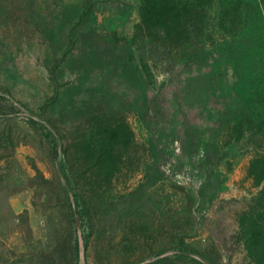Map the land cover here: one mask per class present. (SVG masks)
<instances>
[{
  "label": "rangeland",
  "instance_id": "obj_1",
  "mask_svg": "<svg viewBox=\"0 0 264 264\" xmlns=\"http://www.w3.org/2000/svg\"><path fill=\"white\" fill-rule=\"evenodd\" d=\"M0 264H264V0H0Z\"/></svg>",
  "mask_w": 264,
  "mask_h": 264
},
{
  "label": "trees",
  "instance_id": "obj_2",
  "mask_svg": "<svg viewBox=\"0 0 264 264\" xmlns=\"http://www.w3.org/2000/svg\"><path fill=\"white\" fill-rule=\"evenodd\" d=\"M173 8L174 7H169V8H167V9H164V10H160V9H156V7L155 6H153V5H151L150 6V9L149 8H147L146 10H145V13L143 12V10H142V16H141V19H142V21L143 22H145V23H147V24H156V21L158 20V19H160L161 20V18L162 19H166L167 21H169L170 22V20L172 19L171 17V15H170V11L171 10H173ZM144 9V8H143ZM175 14V15H174ZM173 14V17L174 18H178L179 17V13H177V12H175ZM167 15V16H166Z\"/></svg>",
  "mask_w": 264,
  "mask_h": 264
}]
</instances>
